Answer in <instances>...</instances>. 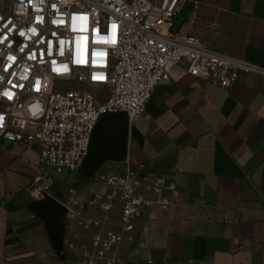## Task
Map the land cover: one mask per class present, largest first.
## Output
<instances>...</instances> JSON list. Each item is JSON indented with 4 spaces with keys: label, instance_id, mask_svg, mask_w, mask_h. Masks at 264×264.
<instances>
[{
    "label": "crops",
    "instance_id": "crops-1",
    "mask_svg": "<svg viewBox=\"0 0 264 264\" xmlns=\"http://www.w3.org/2000/svg\"><path fill=\"white\" fill-rule=\"evenodd\" d=\"M189 2L180 32L264 67V0ZM207 77L162 82L140 121L130 124L122 114L94 131L88 156L99 159L98 170L145 164L181 191L168 210L147 208L135 220V240L110 253L122 264H264V77L244 73L225 89ZM39 161L38 147L0 144V264H67L66 249L91 243L99 230L79 228L64 243L66 259L57 255L27 192ZM92 176L83 166L71 181L83 186ZM91 214L104 211L97 206ZM121 216L115 207L103 229L121 232Z\"/></svg>",
    "mask_w": 264,
    "mask_h": 264
},
{
    "label": "built area",
    "instance_id": "built-area-1",
    "mask_svg": "<svg viewBox=\"0 0 264 264\" xmlns=\"http://www.w3.org/2000/svg\"><path fill=\"white\" fill-rule=\"evenodd\" d=\"M189 1L0 0V144L38 147L39 168L27 192L65 208L69 238L79 228L99 229L91 243L73 246L79 258L71 264H122L110 253L135 240V220L147 208L168 210L181 196L176 183L131 161L100 168L83 186L72 183L103 116L140 121L156 87L186 74L207 72L224 89L244 73L264 77L263 66L174 31ZM165 191L171 196L160 195ZM97 206L102 217L91 214ZM117 206L122 231H105Z\"/></svg>",
    "mask_w": 264,
    "mask_h": 264
},
{
    "label": "water",
    "instance_id": "water-1",
    "mask_svg": "<svg viewBox=\"0 0 264 264\" xmlns=\"http://www.w3.org/2000/svg\"><path fill=\"white\" fill-rule=\"evenodd\" d=\"M192 8H193V3L188 2L185 8L183 9V11L181 12L180 17L176 21L174 27L175 32H179L185 19L188 18ZM122 114L124 113L107 114L103 116L100 123L102 121L108 120V118L113 120L116 119L121 120ZM94 137L95 134L93 135L92 141L94 140ZM98 163H100L99 159H94V158L92 159V156H87L84 163V167H87V171L89 175H94L96 173V171L98 170ZM35 205L39 208L40 215L42 216L48 228L55 252L62 260H65L66 259L64 254V229H65V216H66L65 208L61 206L58 202L50 198H46L41 201H36Z\"/></svg>",
    "mask_w": 264,
    "mask_h": 264
},
{
    "label": "rangeland",
    "instance_id": "rangeland-1",
    "mask_svg": "<svg viewBox=\"0 0 264 264\" xmlns=\"http://www.w3.org/2000/svg\"><path fill=\"white\" fill-rule=\"evenodd\" d=\"M66 239H68L69 243L71 242L69 237H67ZM67 243H68V242H67ZM67 243H66V244H67ZM83 244H84V243L76 244V245H79V246H78V247H79L78 249H81V246H82ZM66 257H67V260H66L67 264H71V261H72L73 259H74V260H77V259L79 258L78 255L74 254L73 251H69V249H66Z\"/></svg>",
    "mask_w": 264,
    "mask_h": 264
},
{
    "label": "snow or ice",
    "instance_id": "snow-or-ice-1",
    "mask_svg": "<svg viewBox=\"0 0 264 264\" xmlns=\"http://www.w3.org/2000/svg\"><path fill=\"white\" fill-rule=\"evenodd\" d=\"M114 42V41H113ZM61 54H63V53H61ZM95 78V77H94ZM0 119H2V118H0Z\"/></svg>",
    "mask_w": 264,
    "mask_h": 264
},
{
    "label": "flooded vegetation",
    "instance_id": "flooded-vegetation-1",
    "mask_svg": "<svg viewBox=\"0 0 264 264\" xmlns=\"http://www.w3.org/2000/svg\"><path fill=\"white\" fill-rule=\"evenodd\" d=\"M64 254H65V252H64Z\"/></svg>",
    "mask_w": 264,
    "mask_h": 264
}]
</instances>
